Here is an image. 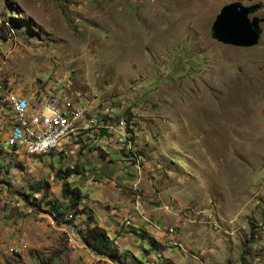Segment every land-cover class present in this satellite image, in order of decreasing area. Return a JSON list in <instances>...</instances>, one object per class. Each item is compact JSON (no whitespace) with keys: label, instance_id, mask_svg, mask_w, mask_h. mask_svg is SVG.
Instances as JSON below:
<instances>
[{"label":"rangeland","instance_id":"374dc122","mask_svg":"<svg viewBox=\"0 0 264 264\" xmlns=\"http://www.w3.org/2000/svg\"><path fill=\"white\" fill-rule=\"evenodd\" d=\"M235 1L260 5L254 46L212 36ZM54 77L87 110L51 153L0 149V264L96 263L71 237L91 210L116 214L113 264H264V0H0L1 88L38 93L7 98L52 92ZM99 118L110 143L83 152Z\"/></svg>","mask_w":264,"mask_h":264},{"label":"built area","instance_id":"2783aa9c","mask_svg":"<svg viewBox=\"0 0 264 264\" xmlns=\"http://www.w3.org/2000/svg\"><path fill=\"white\" fill-rule=\"evenodd\" d=\"M44 81L53 84L52 92L40 91L39 96L29 98L17 95H14V98H7L6 95L5 105L0 109L2 123L11 126V133H6L3 140L1 139L6 147L25 150L35 148V145L47 146L60 137V128L68 124L74 116L79 115L78 107H83L81 102L71 100L66 88L58 85V78ZM119 123L121 124V120ZM96 138H103L104 142L110 143V131L105 130L104 136ZM117 139L126 142L122 134V126L121 131H117ZM94 140H89L87 151H91V146L95 145V142L92 143ZM132 184L134 193L140 190L135 188V183ZM21 205L15 206L20 208ZM139 208L140 206L137 205L135 210L139 211Z\"/></svg>","mask_w":264,"mask_h":264},{"label":"water","instance_id":"95a60500","mask_svg":"<svg viewBox=\"0 0 264 264\" xmlns=\"http://www.w3.org/2000/svg\"><path fill=\"white\" fill-rule=\"evenodd\" d=\"M259 6H246L240 1L225 5L213 23V38L219 42L241 47L256 45L261 35V19L251 18L250 13Z\"/></svg>","mask_w":264,"mask_h":264},{"label":"trees","instance_id":"16d2710c","mask_svg":"<svg viewBox=\"0 0 264 264\" xmlns=\"http://www.w3.org/2000/svg\"><path fill=\"white\" fill-rule=\"evenodd\" d=\"M110 120H112V119L110 118ZM126 140L127 141L125 142V144L129 145L131 142L130 137L127 138ZM132 141H134V137H133ZM2 145L5 148V145L4 144H2ZM86 148H87L86 145H84V147H82V149H85V150H83V152L86 151ZM91 151H92V146H91ZM60 153H62L64 155L66 154L65 151H61ZM127 162H131V164H132L131 168L133 170H138L135 167V165L137 163L136 160L128 159V161H126V163ZM74 171H76L77 173H81L78 167ZM60 172H62V170H60L59 173ZM65 174H67V178H68V176L70 175V170L65 171ZM63 195L65 196V198H69V204H68V206H66V208L67 209L73 208V209L78 210V200L81 199V192H80L79 188H71L69 182L65 181L64 182V188H63ZM25 198L34 207L38 206L35 201H30L28 196H25ZM37 209H39V208L37 207ZM57 210H58V221H60L59 218L63 214V212H62V210H59V209H57ZM52 215H54V214H52ZM68 216H69V214L66 217H68ZM89 216H90V220L87 222V228L85 231L82 232V234L80 236L82 242L93 253L100 255V256L107 257L111 260H115V261L118 260L120 254H121V251H120L119 247L116 245L115 240H113L111 238L108 231L104 227L100 226L99 224H97L95 222L94 216L92 214V210L89 213ZM55 218H57V217H55ZM60 223H63V222L60 221ZM152 243L156 244L155 238L152 239ZM139 264H142V262Z\"/></svg>","mask_w":264,"mask_h":264},{"label":"bare ground","instance_id":"6f19581e","mask_svg":"<svg viewBox=\"0 0 264 264\" xmlns=\"http://www.w3.org/2000/svg\"><path fill=\"white\" fill-rule=\"evenodd\" d=\"M58 82H60V85H63L65 88H67V90H69V88H70V86H66V85H64V83L62 82V80H58ZM44 84V83H43ZM46 84H51V83H45V85ZM10 92H14V91H10ZM48 92H51V91H49L48 90ZM9 93V92H8ZM15 93H17V92H15ZM18 94H21V93H18ZM35 94H38V93H35ZM85 110H87V108H85V107H78V114L79 115H76V116H74L73 117V119H70L69 120V122H68V124H66V125H64L62 128H60V137H58L56 140H54V142L53 143H50V144H48L47 146H43V145H35V148H33V149H30V151L32 152V153H37V154H48V153H51L52 151H54V150H56V149H58L60 146H61V144L62 143H66V142H68V140H69V138H70V136H71V134L79 127V116H80V114L82 113V112H86ZM104 111H106V110H104ZM107 112V111H106ZM110 114L111 113H108V115H109V117H110ZM98 117H99V115L98 114H96ZM86 116V115H85ZM85 118V117H84ZM81 119V118H80ZM101 121H102V119L101 118H99ZM107 120H109V119H107ZM106 120V121H107ZM94 121V120H93ZM97 121V120H96ZM82 123H83V121H82ZM88 123V122H87ZM91 123V122H90ZM92 123H94V122H92ZM105 123H108V121L107 122H105V121H102V122H99L98 123V127L96 126V127H94L97 131H99V132H90L91 134H90V137H88L87 138V141L88 140H90V139H97L96 137H100V136H104L105 135V130H108V128L107 127H105L104 126V124ZM122 124H125V123H122ZM92 125L91 124H88V126L87 127H91ZM92 128V127H91ZM90 129V128H89ZM88 132V131H87ZM129 132V131H128ZM74 134V133H73ZM113 138H115V141L114 142H112L113 144L112 145H114L115 146V144H116V136H114ZM96 142L98 143V145L99 146H103V150H104V148H105V146H106V144H109V143H107V142H104L103 141V138H101L100 140L98 139V140H96ZM133 148H134V152L135 153H137L138 155H141V154H139L138 152H137V148L135 147V145H134V141H133ZM118 149V148H117ZM120 150V149H119ZM25 151V150H24ZM67 151V150H66ZM120 151H123V152H125V153H127L125 150H120ZM98 151H96L95 153H97ZM108 154V153H107ZM128 154V153H127ZM39 156V155H38ZM41 156H44V155H41ZM129 154L126 156V158H127V160L129 159ZM142 156V155H141ZM108 157V156H107ZM126 160V161H127ZM127 165H128V167H130L129 165H130V162H127ZM130 172V171H129ZM135 183V182H134ZM135 188L136 189H140L139 187H138V185H137V183H135ZM137 193H139V191H136ZM66 231V230H65ZM77 234V233H76ZM78 238L81 240V238L78 236ZM18 240V239H17ZM2 244H5V243H2ZM3 255H5V254H3Z\"/></svg>","mask_w":264,"mask_h":264},{"label":"crops","instance_id":"0c3cea01","mask_svg":"<svg viewBox=\"0 0 264 264\" xmlns=\"http://www.w3.org/2000/svg\"><path fill=\"white\" fill-rule=\"evenodd\" d=\"M12 42L13 41H11V40H9V39H7L6 41H5V43H8V44H10L11 46H12ZM31 87V86H30ZM9 91H17V92H19V93H24L25 95H27V96H29V95H31L32 93V96L36 93V92H34L35 91V89H33V87H31V90H30V88H29V90L28 89H25L24 87H23V85L21 84V83H17V84H13V85H11L10 87H7V88H1V85H0V103H1V101H3V104H5V97H6V95H7V97L9 96V94H14L15 92H9ZM9 92V93H8ZM15 94H17V95H22V94H18V93H15ZM31 96V97H32ZM3 104H2V106H3ZM1 104H0V109H1ZM3 121L1 120V118H0V139H2L3 140V138L6 136V133H11V126H5L3 123H2ZM4 147L3 146H0V149H3ZM7 149V148H6ZM63 151H65V150H63ZM107 159L109 160V159H111L112 160V158L110 157V155L107 157ZM84 170V169H83ZM114 215V219H112L110 216H111V214H109V215H105V218L104 219H102L101 220V222L100 221H98V222H96L97 224H99L100 226H102V227H104L106 230H108V232H109V227H111V225L114 223V220L116 219V214H113ZM116 222V221H115ZM62 228H65V227H62ZM65 230V229H64ZM109 235H111L110 233H109ZM113 237V236H112ZM120 239V238H119ZM80 240V239H79ZM117 243H119V240L116 242V244ZM117 245H119V244H117ZM89 252H90V254H91V256L94 258V259H96L95 260V262L96 263H100V261L102 262H104L105 260H108L109 261V263H111V264H113V261H110V259H108V258H106V257H104V256H100V255H97V254H95V253H93L92 251H90L88 248H86ZM96 263H94V264H96Z\"/></svg>","mask_w":264,"mask_h":264}]
</instances>
